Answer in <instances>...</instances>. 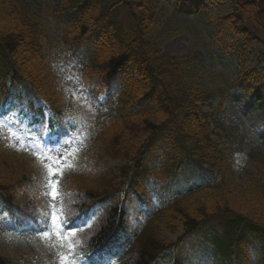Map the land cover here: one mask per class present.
Segmentation results:
<instances>
[{
    "label": "trees",
    "instance_id": "trees-1",
    "mask_svg": "<svg viewBox=\"0 0 264 264\" xmlns=\"http://www.w3.org/2000/svg\"><path fill=\"white\" fill-rule=\"evenodd\" d=\"M159 1L0 0V110L15 97L14 85L20 81L27 82L45 100L50 109L48 132L67 141L52 154L69 166L62 173L64 185L54 208L67 227L81 222L85 212L94 223L89 244L97 260L121 240L130 241L123 243L126 252L116 264H197V252L164 245L151 230L137 239L125 235L121 239L122 201L130 193L152 191L149 178L153 165L166 168L163 182L168 188L176 164H185L188 158L196 163L207 158L215 166L206 168L216 167L220 172L225 159L214 140L217 135L210 129L222 128V124L197 106L204 104L208 93L196 81L203 66L193 63L195 55L173 57L163 53L151 33ZM235 3L225 18L231 28L245 33L247 39L261 38L264 43V0ZM122 9L129 13L134 28H125L117 20ZM50 29L59 40L52 41ZM88 32L103 34L106 43L95 48L92 38L86 37ZM71 48H76L84 61H90L82 70L87 77L116 82L117 67L127 63L130 74H137L138 79H120L124 91L109 111L82 113L48 73L52 60ZM259 54L263 60L264 47ZM242 75L241 80L228 84L230 91L245 90L253 74L242 71ZM34 112L43 118L41 108ZM163 145L168 147L166 159L161 157ZM37 154L27 146L16 150L0 138V264H47L50 260L52 249L42 246L41 239L25 242L5 234L8 224L20 226L34 220L38 215L36 203L45 202L43 197L37 200L36 194L30 197V193L43 189L49 174L48 163ZM103 157L124 160L125 165L114 174L98 166ZM253 165L255 178L246 188L237 189L232 181L217 184L164 215L162 225L170 233L175 232L176 222L188 231L211 220H223L216 247L220 256L209 252L212 263L198 264H216L225 257L229 261V255H236V248L244 243L245 234L262 232L264 242L261 154L254 157ZM226 261L224 264H231Z\"/></svg>",
    "mask_w": 264,
    "mask_h": 264
},
{
    "label": "rangeland",
    "instance_id": "rangeland-1",
    "mask_svg": "<svg viewBox=\"0 0 264 264\" xmlns=\"http://www.w3.org/2000/svg\"><path fill=\"white\" fill-rule=\"evenodd\" d=\"M214 4H210L208 1L202 3V10L210 15L212 18L217 19L220 14V8L225 6V2L221 0H213ZM172 0H164L159 6L158 21L164 23L165 36L160 39L163 50L175 55L196 53L198 55V61L204 63L213 71L223 72L225 75L231 77L237 73V61L233 55L225 51L220 42L216 39L215 35L211 32V35L207 33L210 27L204 26L200 18H197L202 26H197L198 30L190 33L186 30H182V17L181 11H173ZM198 3L194 0L190 3L191 7ZM192 27V24H188ZM181 27V30L178 29ZM211 31V30H210ZM206 33V34H205ZM234 41L233 35H229V39ZM253 51V49H250ZM250 65V63H249ZM258 72L262 74L261 87L264 86V62L260 65L254 66ZM96 81H93V84ZM72 82H67V87L70 88ZM260 88V87H259ZM27 89V90H26ZM262 88L254 90L260 95ZM21 99L12 103L13 109L0 117V136L5 134L11 141L17 140L18 143H22L29 136H26L28 129V123L31 118V114L27 110V102L32 101L34 106L41 105L39 99L32 94L28 88L24 85L19 87V93ZM73 91V89L71 90ZM76 100L88 104L90 101L80 92L73 93ZM264 97V93H263ZM262 97V99H263ZM210 106L216 108V98H213L210 102ZM223 119L227 126L232 128V131L245 139L244 150L252 149L259 150L264 154V108L260 109L255 102L250 100L249 96H227L220 109ZM36 139V137H35ZM234 166L235 181L240 183L239 174L245 168H247V158L245 153H242L236 160ZM108 166H118L119 163L108 162ZM156 230L164 237L171 238L164 230L156 228Z\"/></svg>",
    "mask_w": 264,
    "mask_h": 264
}]
</instances>
